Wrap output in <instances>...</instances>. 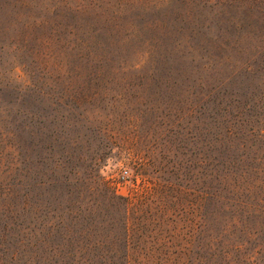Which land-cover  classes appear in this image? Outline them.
Returning a JSON list of instances; mask_svg holds the SVG:
<instances>
[{"label":"rangeland","instance_id":"obj_1","mask_svg":"<svg viewBox=\"0 0 264 264\" xmlns=\"http://www.w3.org/2000/svg\"><path fill=\"white\" fill-rule=\"evenodd\" d=\"M67 1L0 0V264H264V0Z\"/></svg>","mask_w":264,"mask_h":264},{"label":"trees","instance_id":"obj_2","mask_svg":"<svg viewBox=\"0 0 264 264\" xmlns=\"http://www.w3.org/2000/svg\"><path fill=\"white\" fill-rule=\"evenodd\" d=\"M95 0H72V2L70 3V9L73 12V16H80V15H85V12L87 11V8L89 7L88 2L92 3ZM127 0H123V2H125ZM64 2L69 5V2L66 0H64ZM22 6L24 7H28V4L25 2H22ZM54 11V10H52ZM50 20L46 19L45 17H43L38 23H36L38 28H46L45 25L48 24ZM34 27V26H33ZM30 36V34H29ZM39 39V48H38V52H45L46 50H49L53 47V45L55 44V37L53 36V33L48 34L47 32H43L42 36L38 37ZM264 129V128H262ZM259 130V131H252L249 135H251L250 139H253L250 144L248 145V147H255L256 150L254 152V158L253 161L254 162H259V163H263L264 165V149H262V147H264V131L263 130ZM250 132V131H249ZM246 134L244 132H242V136ZM249 135L246 138H242L243 144L242 147H246V140L249 137ZM259 143V145H258ZM14 148V147H11ZM227 199V198H226ZM224 204V210L229 209L228 203L226 201H223ZM234 223L233 221L230 223V225L232 226ZM236 224V223H235ZM229 225V226H230ZM228 226V227H229ZM230 229V228H229ZM226 237V236H224ZM227 238V237H226ZM250 238V237H249ZM219 243L222 244L221 246V251H220V257L221 259L224 260L223 264H235V262L237 264L243 262V261H252V264H257L258 262H254L256 259H254L255 257V253L257 252H252L250 251V248L248 246V244H250V240H247L246 242L236 245L232 244L231 246L234 247L233 248V253H230V248L227 247L224 243H222V240H219ZM215 245L211 246L210 249L213 250V255H215ZM260 249H264V246L262 244V248L260 247ZM259 249V255H260V251L261 254L263 256L264 259V250H260ZM254 259V260H253ZM130 264V263H128ZM203 264V263H202Z\"/></svg>","mask_w":264,"mask_h":264},{"label":"built area","instance_id":"obj_3","mask_svg":"<svg viewBox=\"0 0 264 264\" xmlns=\"http://www.w3.org/2000/svg\"><path fill=\"white\" fill-rule=\"evenodd\" d=\"M128 178H129V173H128V171H124V172L121 174V180H122V182H125Z\"/></svg>","mask_w":264,"mask_h":264}]
</instances>
